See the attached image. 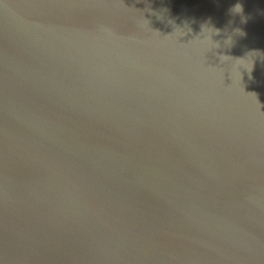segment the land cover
<instances>
[{
  "label": "water",
  "instance_id": "1",
  "mask_svg": "<svg viewBox=\"0 0 264 264\" xmlns=\"http://www.w3.org/2000/svg\"><path fill=\"white\" fill-rule=\"evenodd\" d=\"M0 264H264V0H0Z\"/></svg>",
  "mask_w": 264,
  "mask_h": 264
},
{
  "label": "clouds",
  "instance_id": "2",
  "mask_svg": "<svg viewBox=\"0 0 264 264\" xmlns=\"http://www.w3.org/2000/svg\"><path fill=\"white\" fill-rule=\"evenodd\" d=\"M205 24V23H204Z\"/></svg>",
  "mask_w": 264,
  "mask_h": 264
}]
</instances>
